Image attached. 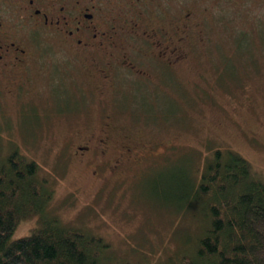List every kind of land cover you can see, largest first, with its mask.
I'll use <instances>...</instances> for the list:
<instances>
[{
  "label": "rangeland",
  "instance_id": "374dc122",
  "mask_svg": "<svg viewBox=\"0 0 264 264\" xmlns=\"http://www.w3.org/2000/svg\"><path fill=\"white\" fill-rule=\"evenodd\" d=\"M181 1L188 13L198 3ZM205 8L193 66L171 71L167 91L139 82L138 90L132 84L123 89L113 108L103 105L117 137L130 132L142 137L137 145L175 144L158 152L167 151L161 160L144 159L106 185L93 167L69 158L67 141L79 139L87 120L93 126L99 120L98 100L84 91L78 68L58 63L61 54L43 49L37 56L42 74L34 68L21 95L0 101V163L13 151L36 161L53 192L49 212L65 226L104 238L109 264H160L194 248L204 221L197 209L184 212L173 204L185 181L179 173L198 184L216 151L241 154L264 180V0H207ZM141 100L150 103L149 113L135 110ZM36 220L20 223L12 239L29 235Z\"/></svg>",
  "mask_w": 264,
  "mask_h": 264
},
{
  "label": "flooded vegetation",
  "instance_id": "af4514ba",
  "mask_svg": "<svg viewBox=\"0 0 264 264\" xmlns=\"http://www.w3.org/2000/svg\"><path fill=\"white\" fill-rule=\"evenodd\" d=\"M173 1L179 4L176 10L167 4ZM181 5V0H157L154 6L151 0H0V101L22 94L34 68L39 76L43 72L37 56L52 49L64 57L58 63L78 68L84 91L98 100L99 120L94 126L87 120L90 126L81 129L79 139L67 141L72 142L69 158L93 167L102 185L144 159L161 160L157 157L166 156L175 144L137 145L142 137L130 132L117 137L113 116H102L103 105L113 108L123 89L131 84L137 89L139 82L167 91L171 71L193 66L200 45L195 38L203 33L204 15L198 9L205 4L193 3L189 13ZM140 102L141 109L135 110L149 113L150 103ZM161 150L167 151L158 155Z\"/></svg>",
  "mask_w": 264,
  "mask_h": 264
},
{
  "label": "trees",
  "instance_id": "16d2710c",
  "mask_svg": "<svg viewBox=\"0 0 264 264\" xmlns=\"http://www.w3.org/2000/svg\"><path fill=\"white\" fill-rule=\"evenodd\" d=\"M207 8L198 12L205 15ZM39 171L18 151L0 163V264H109L104 238L65 226L49 212L53 192ZM179 174L185 184L173 204L184 212L197 209L204 224L193 249L160 264H264V180L250 162L218 150L198 184ZM35 218L29 235L12 239L20 223Z\"/></svg>",
  "mask_w": 264,
  "mask_h": 264
}]
</instances>
